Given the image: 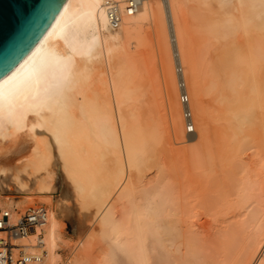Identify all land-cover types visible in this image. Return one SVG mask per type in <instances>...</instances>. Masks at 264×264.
I'll return each mask as SVG.
<instances>
[{
	"label": "bare ground",
	"instance_id": "6f19581e",
	"mask_svg": "<svg viewBox=\"0 0 264 264\" xmlns=\"http://www.w3.org/2000/svg\"><path fill=\"white\" fill-rule=\"evenodd\" d=\"M0 207L41 264H264V0H64L0 77Z\"/></svg>",
	"mask_w": 264,
	"mask_h": 264
},
{
	"label": "water",
	"instance_id": "95a60500",
	"mask_svg": "<svg viewBox=\"0 0 264 264\" xmlns=\"http://www.w3.org/2000/svg\"><path fill=\"white\" fill-rule=\"evenodd\" d=\"M64 0H0V77L48 29Z\"/></svg>",
	"mask_w": 264,
	"mask_h": 264
},
{
	"label": "built area",
	"instance_id": "2783aa9c",
	"mask_svg": "<svg viewBox=\"0 0 264 264\" xmlns=\"http://www.w3.org/2000/svg\"><path fill=\"white\" fill-rule=\"evenodd\" d=\"M129 11L133 12L134 7L131 6ZM43 215V209H33L12 224L11 212L0 209V264H41L28 257L24 251L26 246H17L15 240L30 234L31 228L42 220Z\"/></svg>",
	"mask_w": 264,
	"mask_h": 264
},
{
	"label": "rangeland",
	"instance_id": "374dc122",
	"mask_svg": "<svg viewBox=\"0 0 264 264\" xmlns=\"http://www.w3.org/2000/svg\"><path fill=\"white\" fill-rule=\"evenodd\" d=\"M151 99V98H150ZM175 155H176V152H175ZM172 156V154H171ZM1 208V207H0ZM2 209V208H1ZM65 233L67 235H71V230L70 228L66 229L65 230ZM65 236L64 237V242L63 243H60L57 250H56V253L59 255V264H64L66 261H67V258L69 257V253H70V246L75 243L73 241V239H71L69 236ZM68 241V242H67ZM35 243L31 244V245H34ZM48 263V262H47Z\"/></svg>",
	"mask_w": 264,
	"mask_h": 264
}]
</instances>
